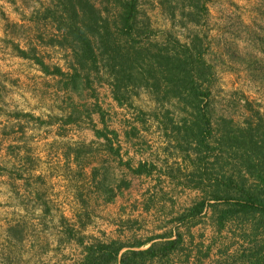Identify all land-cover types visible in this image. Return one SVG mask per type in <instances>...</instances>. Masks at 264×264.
<instances>
[{
	"label": "rangeland",
	"instance_id": "1",
	"mask_svg": "<svg viewBox=\"0 0 264 264\" xmlns=\"http://www.w3.org/2000/svg\"><path fill=\"white\" fill-rule=\"evenodd\" d=\"M94 1L112 11L111 0ZM52 8L0 0V264H81L92 244L166 235L183 240L170 264L235 255L237 224L216 222L223 203L188 217L208 198L210 163L230 152L197 150L191 107L174 97L157 101L163 93L130 82L115 99L108 62L97 49V64L77 60ZM137 9L153 31L136 40L145 47L199 37L212 149L227 126L264 120V0H138Z\"/></svg>",
	"mask_w": 264,
	"mask_h": 264
},
{
	"label": "trees",
	"instance_id": "2",
	"mask_svg": "<svg viewBox=\"0 0 264 264\" xmlns=\"http://www.w3.org/2000/svg\"><path fill=\"white\" fill-rule=\"evenodd\" d=\"M197 1L203 3V0ZM53 2L54 8L48 14L67 38L66 42L72 43L75 58L97 64L100 54L104 62H108L115 99L118 100L120 92L126 90L130 82L152 93H163L162 99L157 101L174 97L191 107V128L186 129L188 138L197 144V150L207 151L209 156L215 150L230 152L224 165L218 156L210 163L209 174L205 173L207 177L210 175L208 198L196 204L188 217L200 215L206 202H213L211 207L223 203L225 208L217 217V225L224 228L226 223L235 221L240 243L235 255L218 264H264V120H247L235 128L227 126L217 149L206 143L213 136V128L210 118L200 110L207 95L197 93L201 80L207 81L208 69L196 47L199 37L195 36L189 43L176 39L172 51L161 49L159 43L150 42L145 47L136 40L142 41L147 32L153 31L146 16L142 25L138 21V0L107 1L112 5L111 12L107 8L98 9L94 0ZM200 8L206 15V7L202 4ZM111 28L117 30L124 45L115 39ZM224 122L233 125V120ZM182 242L180 235L157 237L131 246L115 240L98 242L86 248L81 264H170ZM148 244L144 250H134Z\"/></svg>",
	"mask_w": 264,
	"mask_h": 264
}]
</instances>
